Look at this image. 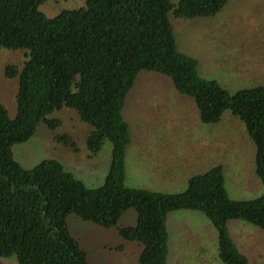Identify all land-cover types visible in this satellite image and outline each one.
I'll list each match as a JSON object with an SVG mask.
<instances>
[{
    "label": "trees",
    "instance_id": "obj_1",
    "mask_svg": "<svg viewBox=\"0 0 264 264\" xmlns=\"http://www.w3.org/2000/svg\"><path fill=\"white\" fill-rule=\"evenodd\" d=\"M48 1L0 0V48L26 55L23 65L5 68L7 79L18 80L14 118L0 100V258L14 256L19 264H90L69 229L68 218L76 215L137 244L138 264H168V216L190 210L204 214L217 230L224 264H249L229 222L264 230V194L231 199L221 165L191 177L181 193L126 186L132 137L124 109L143 71L168 77L179 94L195 101L204 124L219 123L225 112L242 121L264 185V86L230 93L201 77L197 61L178 50L170 21L171 14L185 20L215 17L232 0H85L84 7L53 18L40 11ZM63 108L76 111L90 126L85 141L91 157L107 141L112 144L111 166L98 188L87 187L59 161L28 170L14 158L13 147L28 142L39 124L52 131L61 126L49 117ZM54 140L77 151L69 133ZM129 210L137 213L136 225L120 226Z\"/></svg>",
    "mask_w": 264,
    "mask_h": 264
},
{
    "label": "rangeland",
    "instance_id": "obj_2",
    "mask_svg": "<svg viewBox=\"0 0 264 264\" xmlns=\"http://www.w3.org/2000/svg\"><path fill=\"white\" fill-rule=\"evenodd\" d=\"M171 1L177 4L180 0ZM84 6L85 0H49L40 11L53 18ZM170 21L178 50L197 61L201 77L217 81L230 93L264 86V0H232L215 17L185 20L171 14ZM24 52L0 48V100L11 118L17 113L18 80L7 79L5 68L23 65ZM49 118L59 119L61 126L52 131L39 124L28 142L13 147L15 160L28 170L56 160L87 187L102 186L111 166L112 144L107 141L91 157L85 141L90 126L76 111L63 108ZM124 118L132 137L127 148L126 186L181 193L190 177L221 165L231 199L246 201L264 194L256 174V148L244 123L225 112L219 123L204 124L195 101L179 94L168 77L141 72L127 97ZM66 133L73 136L77 151L54 140ZM168 172L173 175L169 181ZM170 218L168 264H224L219 259L217 231L204 214L185 210L173 212ZM136 223V211L129 210L120 226ZM68 225L88 253L90 264H138L141 248L124 241L116 229L99 227L76 215L69 216ZM229 229L249 264H264V230L241 220L231 221ZM0 261L19 264L14 256Z\"/></svg>",
    "mask_w": 264,
    "mask_h": 264
},
{
    "label": "crops",
    "instance_id": "obj_3",
    "mask_svg": "<svg viewBox=\"0 0 264 264\" xmlns=\"http://www.w3.org/2000/svg\"><path fill=\"white\" fill-rule=\"evenodd\" d=\"M246 131V130H245ZM247 132V131H246ZM252 143H253V141H252ZM255 157H256V154H255ZM223 167V166H222ZM223 170H224V174H225V169H224V167H223ZM206 173V172H205ZM204 174V173H203ZM197 175H199V174H197ZM173 175L170 173V172H168V174H167V177H168V181H169V179H172L173 177H172ZM195 176V175H194ZM193 177V176H192ZM191 178V177H190ZM189 178V179H190ZM189 181V180H188ZM188 183V182H187ZM188 186V185H187ZM131 187V186H130ZM133 188V187H132ZM151 191V190H150ZM156 192H162V193H169V194H174V193H176V192H174V191H171V190H169L168 191V189H161V190H157ZM126 214V213H125ZM124 214V215H125ZM173 213H171L169 216H168V231H169V241H170V217H171V215H172ZM123 215V216H124ZM172 222H174V221H172ZM211 223V222H210ZM231 223V222H230ZM229 223V224H230ZM135 226V225H134ZM213 226V225H212ZM125 227H128V226H125ZM217 231V230H216ZM230 233H231V231H230ZM217 235H218V233H217ZM231 236H232V234H231ZM232 239H233V237H232ZM234 240V239H233ZM122 247V246H121Z\"/></svg>",
    "mask_w": 264,
    "mask_h": 264
}]
</instances>
